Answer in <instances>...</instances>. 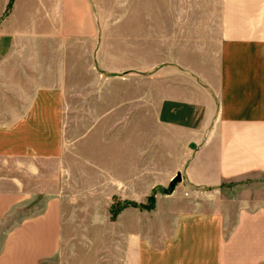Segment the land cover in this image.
Segmentation results:
<instances>
[{
	"label": "crops",
	"instance_id": "crops-1",
	"mask_svg": "<svg viewBox=\"0 0 264 264\" xmlns=\"http://www.w3.org/2000/svg\"><path fill=\"white\" fill-rule=\"evenodd\" d=\"M3 157L0 264H264V0H0Z\"/></svg>",
	"mask_w": 264,
	"mask_h": 264
},
{
	"label": "rangeland",
	"instance_id": "rangeland-1",
	"mask_svg": "<svg viewBox=\"0 0 264 264\" xmlns=\"http://www.w3.org/2000/svg\"><path fill=\"white\" fill-rule=\"evenodd\" d=\"M108 83L104 81L103 84ZM56 164H54V167ZM58 167V164H57ZM48 165L46 163H40L33 160H16L15 158L3 157L0 158V189L11 188V183L14 178H17L21 186L22 200H24L22 207L14 211L13 215L9 217L8 224H12L17 221L18 218L26 217L30 214L36 213L41 210L43 201L46 200L48 192L52 191L53 184L60 185V173L55 174L48 173ZM249 183H260L264 181L259 176L248 179ZM244 180L239 184H244ZM238 184L237 182H234ZM157 191H153L149 197L147 204L150 205L149 209H152L155 205V194ZM117 200V199H114ZM124 203L113 202L109 207L110 219H114L117 213L121 210V206ZM117 211V213H115Z\"/></svg>",
	"mask_w": 264,
	"mask_h": 264
},
{
	"label": "water",
	"instance_id": "water-1",
	"mask_svg": "<svg viewBox=\"0 0 264 264\" xmlns=\"http://www.w3.org/2000/svg\"><path fill=\"white\" fill-rule=\"evenodd\" d=\"M181 176L180 173H177L176 176H174L169 184V189H172L175 183L180 180Z\"/></svg>",
	"mask_w": 264,
	"mask_h": 264
},
{
	"label": "trees",
	"instance_id": "trees-1",
	"mask_svg": "<svg viewBox=\"0 0 264 264\" xmlns=\"http://www.w3.org/2000/svg\"><path fill=\"white\" fill-rule=\"evenodd\" d=\"M126 204H129V205H133V206H136V204L134 202H125L123 205H126ZM143 207H147V208H150V205L148 204H145V205H142ZM112 207V206H111ZM122 207V206H121ZM117 213V211L115 212Z\"/></svg>",
	"mask_w": 264,
	"mask_h": 264
}]
</instances>
